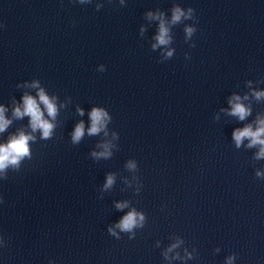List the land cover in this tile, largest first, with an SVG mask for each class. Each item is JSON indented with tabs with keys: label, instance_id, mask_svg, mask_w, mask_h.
<instances>
[{
	"label": "water",
	"instance_id": "1",
	"mask_svg": "<svg viewBox=\"0 0 264 264\" xmlns=\"http://www.w3.org/2000/svg\"><path fill=\"white\" fill-rule=\"evenodd\" d=\"M174 4L195 10L198 30L185 42L193 21L173 27L174 56L160 63L162 49H151L159 22L145 14L170 19ZM33 80L57 97L56 127L46 141L35 133L33 158L0 181V264H227L232 255V264H264V159L232 138L264 115V98L252 95L264 91V0H0L7 117L13 98L36 95L23 87ZM234 94L248 96L245 121L221 111ZM94 106L112 116L107 137L87 134ZM28 121H13L0 143L30 131ZM80 121L85 135L73 145ZM105 141L113 155L95 161ZM108 174L115 183L101 192ZM122 201L129 207L117 210ZM132 208L144 226L132 240L118 228L120 239L111 236Z\"/></svg>",
	"mask_w": 264,
	"mask_h": 264
},
{
	"label": "clouds",
	"instance_id": "2",
	"mask_svg": "<svg viewBox=\"0 0 264 264\" xmlns=\"http://www.w3.org/2000/svg\"><path fill=\"white\" fill-rule=\"evenodd\" d=\"M77 3L91 4L92 0H76ZM123 5L124 0H120ZM96 10H100L103 5L97 4ZM171 18L167 19L163 11H148L145 14V18L149 21H158V28L156 35L153 37L155 43L151 44L152 51L160 48L162 49L160 63L170 60L173 58L175 49L171 48L170 45L173 43L172 29L175 26L181 25L185 20H192L193 24L185 25L183 28L185 42L191 41L192 37L197 32L196 22L197 18L195 15V10L192 7H188L187 10L179 6V4H174L170 9ZM145 28L141 27L140 33L143 35ZM195 42L189 44L190 48H194ZM186 59L189 58L188 53H185ZM106 70L105 65L101 64L98 66L97 71L104 72ZM21 87V85H17ZM23 87H30L37 89L36 95H30L27 92L22 96V103H17L13 98L12 100V112L11 117H7L5 113L8 111L4 106L0 105V134H3L12 124L13 121L23 120L24 117H28L27 128L30 131H26L23 127L18 128L14 133L10 134L7 140L0 143V181L8 179L9 172H19L21 170L22 164L26 160H31L33 158L32 144L37 141L35 133H40L41 140H49L53 136L56 124L58 107H57V97H50L46 94L45 90L39 86V81L33 80L31 84L23 85ZM252 95L257 101L264 98V91H254ZM248 96L245 95L243 98L240 95H232L228 103L231 106L230 110L221 109L225 111L227 115L236 117L239 121H245L251 114L252 108L250 105H246L242 100H247ZM43 105V108L41 107ZM63 107V105H61ZM77 112L80 116L84 115V110L77 107ZM45 113L47 117H45ZM90 126L87 128V134L89 136H96L102 131L105 137L108 136L107 125L111 123L112 116L109 111L104 107L94 106L89 112ZM50 118V119H49ZM218 119V116L216 117ZM255 127L252 123L246 124L243 128H237L232 133V138L235 141V146L240 148L242 143L247 140V148H254L259 146V151L255 155L256 160L264 159V115H258L254 121ZM85 135V124L80 121L75 125L74 131L71 134V143L73 145H78ZM114 139H119V135L116 132L112 133ZM97 147L102 148V151H93L91 157L95 161L100 159H109L113 155L112 148L114 145L110 141H105L97 145ZM129 170H136L137 165L134 161H129L126 165ZM257 178H264V173L257 171ZM115 183V175L108 174L106 177V182L101 189V192H106L112 189ZM99 199H103L102 195H99ZM0 203H3L2 197H0ZM129 207L128 201L116 202L115 208L122 211L123 209ZM145 221V215L141 212H137L135 208L125 214L118 223L114 226H109L107 231L111 236H115L120 239L115 229H120L121 232L133 233L129 236V240L135 238V233L133 229L137 227H143ZM4 238L0 236V247H3ZM173 244L168 251L172 248L178 246ZM219 251V249H217ZM167 256V253H165ZM235 259V255L229 256L227 258V264H232ZM49 264H54V261H49Z\"/></svg>",
	"mask_w": 264,
	"mask_h": 264
}]
</instances>
